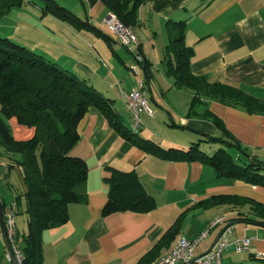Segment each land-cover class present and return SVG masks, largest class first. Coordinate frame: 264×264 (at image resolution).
<instances>
[{
	"label": "crops",
	"instance_id": "1",
	"mask_svg": "<svg viewBox=\"0 0 264 264\" xmlns=\"http://www.w3.org/2000/svg\"><path fill=\"white\" fill-rule=\"evenodd\" d=\"M37 1L38 4L16 6L0 18V35L38 51L113 98L131 130L133 121L125 94L138 87L142 79L155 115L144 114V125L138 133L164 148L185 149L200 139L202 148L209 153L229 147L223 142L205 141L204 134L222 136V130L209 117L188 115L194 93L176 86L175 77L168 74V21H185L184 42L193 49V74L234 84L264 99V0H152L141 5L139 24L133 28L138 41L130 47L101 22L111 12L102 0H57L98 31L78 30L44 13V1ZM139 53L150 63L152 75L148 81L137 58ZM195 108L200 113L210 109L250 153L264 158V113H250L243 106L225 104L209 96L202 97ZM87 110L78 127L80 139L70 155L88 163L89 199L87 203H70L69 220L43 232L44 264H138L181 214L184 219L180 233L156 259L167 253L178 238H193L214 218L223 216L225 223L213 228L196 255L210 250L225 226L231 224L226 235L250 237L252 244L249 250L239 253L226 250L224 264H260L251 260V255H264V223L229 221L239 212L250 214L251 204L224 201L205 207L199 202L214 195H241L264 202V185L218 177L215 167L200 160H172L146 153L119 134L96 106ZM7 124L19 140L32 138L36 130L20 124L16 117L8 118ZM229 149L234 157H243L236 147ZM16 157L0 144V206L5 204V209L18 194L28 190ZM110 166L137 172L144 190L155 198V208L103 215L110 199L111 186L105 180L110 175L106 167ZM21 201L17 225L23 234L28 230L25 196ZM6 244L0 218V263L10 264L5 257Z\"/></svg>",
	"mask_w": 264,
	"mask_h": 264
},
{
	"label": "trees",
	"instance_id": "2",
	"mask_svg": "<svg viewBox=\"0 0 264 264\" xmlns=\"http://www.w3.org/2000/svg\"><path fill=\"white\" fill-rule=\"evenodd\" d=\"M41 1V0H40ZM41 9L62 21L73 24L78 30L93 29L94 26L83 20L57 0H43ZM107 8L128 27L139 24L141 5L152 0H102ZM37 0H0V18L16 6ZM170 38L166 48L168 74L175 77L176 86L189 88L193 95L188 115L199 114L209 117L222 130V136L207 135L205 141L225 143L236 147L243 157H234L227 147L222 146L213 153L202 148V140L192 142L188 148H164L150 138L133 132L125 124L122 113L115 107L114 99L106 97L85 78L68 71L32 48H28L0 35V144L7 153L17 155L14 159L23 168L28 190L14 199L21 205L25 196L28 214V230L20 235L24 264H44L42 234L45 230L65 224L70 217V203H87L89 166L86 160L70 155L72 146L80 139L78 127L90 106H96L106 116L111 126L133 144L139 145L146 153L150 152L169 159L195 160L211 164L218 177H233L264 185V158L252 154L225 127L223 119L208 111H196V104L202 97H211L229 105L243 106L250 113H264V99L249 91L224 82L211 81L207 76L193 74L190 59L193 49L184 42L185 21H168ZM141 65L146 80L152 75L150 63L144 54ZM143 62V64H142ZM146 81V82H147ZM16 117L18 122L35 127L32 138L19 140L12 134L8 118ZM175 124V123H173ZM110 175L105 180L110 184L109 201L105 204L103 215L118 210L132 209L150 211L156 201L148 195L140 182L137 172L120 171L112 166L106 167ZM232 201L237 204H251L252 212H239L230 222L247 221L264 223V202L241 195H214L201 200L199 205L210 207ZM5 209V204L3 205ZM181 214L175 223L165 231L163 237L147 252L138 264H151L164 247L180 233L183 222ZM8 243L6 244V248ZM5 248V249H6ZM255 259L264 264V257L252 253ZM241 264V263H240Z\"/></svg>",
	"mask_w": 264,
	"mask_h": 264
},
{
	"label": "built area",
	"instance_id": "3",
	"mask_svg": "<svg viewBox=\"0 0 264 264\" xmlns=\"http://www.w3.org/2000/svg\"><path fill=\"white\" fill-rule=\"evenodd\" d=\"M110 30L118 35L121 42L126 46H132L137 43V36L132 27H128L124 22L120 21L117 15L110 12L102 19ZM140 60V55L137 56ZM138 68V66H137ZM139 86L133 87L131 91L125 94L127 106L132 115V131L139 132L144 125L143 116L149 114L155 115L154 108L149 102V91L146 83L140 79ZM19 205L16 200L4 210L5 226L7 228V237L10 240L12 251L7 247L5 249L6 260L10 264H24L25 253L22 250L21 237L17 225ZM226 217L218 216L214 218L209 227L193 238L180 237L176 240L173 247L158 259L152 261L151 264H224V253L226 250H234L235 252L247 251L251 248L252 241L250 237L231 238L227 234H223L210 250L202 255H196V250L200 246L201 241L208 237L214 227L224 224ZM262 255V254H261ZM4 264V263H0Z\"/></svg>",
	"mask_w": 264,
	"mask_h": 264
},
{
	"label": "water",
	"instance_id": "4",
	"mask_svg": "<svg viewBox=\"0 0 264 264\" xmlns=\"http://www.w3.org/2000/svg\"><path fill=\"white\" fill-rule=\"evenodd\" d=\"M0 214H1V215H0V218H1L2 231H3V234H4L5 238H7L8 247H9V249L12 251V246H11L10 240H9V238L7 237V228H6V226H5V218H4L3 206H2V205L0 206ZM230 225H231V224H230ZM230 225L225 226L224 231H223L222 233H220V235L215 239L214 244L216 243V241H217V240H218L223 234L226 233V231L228 230V228H229ZM214 244H213V246H214ZM213 246H212V247H213ZM212 247H211V248H212Z\"/></svg>",
	"mask_w": 264,
	"mask_h": 264
},
{
	"label": "rangeland",
	"instance_id": "5",
	"mask_svg": "<svg viewBox=\"0 0 264 264\" xmlns=\"http://www.w3.org/2000/svg\"><path fill=\"white\" fill-rule=\"evenodd\" d=\"M184 89H188L189 90V88H187V87H183ZM151 99V98H150ZM151 101V100H150ZM167 112V111H166ZM168 118H169V115H168ZM171 120V119H170ZM131 124H132V122H131ZM230 147H228L227 149H229ZM230 150H232L233 151V149H229V151ZM214 152V151H213ZM213 152H211V153H213ZM231 153V152H230ZM207 229V228H206ZM211 234V233H210ZM206 241H207V238L206 239H204L203 241H201V245L198 247V249H197V251L206 243Z\"/></svg>",
	"mask_w": 264,
	"mask_h": 264
},
{
	"label": "bare ground",
	"instance_id": "6",
	"mask_svg": "<svg viewBox=\"0 0 264 264\" xmlns=\"http://www.w3.org/2000/svg\"><path fill=\"white\" fill-rule=\"evenodd\" d=\"M18 221V220H17ZM262 257H264V255H261Z\"/></svg>",
	"mask_w": 264,
	"mask_h": 264
}]
</instances>
